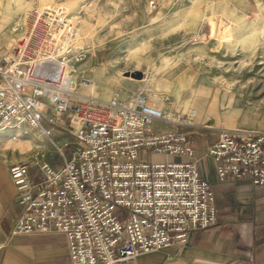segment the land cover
<instances>
[{
	"label": "built area",
	"instance_id": "obj_1",
	"mask_svg": "<svg viewBox=\"0 0 264 264\" xmlns=\"http://www.w3.org/2000/svg\"><path fill=\"white\" fill-rule=\"evenodd\" d=\"M76 23L62 4L32 5L0 52V132L25 125L52 141L53 115L67 112L71 135L56 146L59 165L36 163V181L29 163H9L21 206L12 232L63 233L69 264H135L215 225L214 192L199 171L193 111L183 116L144 91L103 100L77 90L86 53ZM205 153L218 183L264 186V128L220 127Z\"/></svg>",
	"mask_w": 264,
	"mask_h": 264
},
{
	"label": "rangeland",
	"instance_id": "obj_2",
	"mask_svg": "<svg viewBox=\"0 0 264 264\" xmlns=\"http://www.w3.org/2000/svg\"><path fill=\"white\" fill-rule=\"evenodd\" d=\"M35 4H62L75 17L86 53L80 93H155L183 116L194 112L193 137L197 108L220 127L264 128V0H0L2 47Z\"/></svg>",
	"mask_w": 264,
	"mask_h": 264
},
{
	"label": "crops",
	"instance_id": "obj_3",
	"mask_svg": "<svg viewBox=\"0 0 264 264\" xmlns=\"http://www.w3.org/2000/svg\"><path fill=\"white\" fill-rule=\"evenodd\" d=\"M0 39L6 41L4 34L0 35ZM2 49L0 45V52ZM197 109L194 118L195 126L199 127V131L194 134L196 155L199 158V171L214 192L218 209L217 223L206 229L192 231L183 245H171L140 254L134 262L264 264V186H253L249 181H216L215 162L205 152L207 145L216 139L219 122L202 116L199 108ZM68 122L67 112L53 115L54 134L65 135L64 140L70 139L71 135L64 131ZM42 124L50 126L45 119ZM222 127L256 129L238 125ZM44 138L35 130L25 128V125L10 124L0 132V143H9L7 147H0V264H69L67 241L63 233L12 232V225L21 206L15 199L16 189L9 177L8 165L19 159L26 161L30 164L29 177L32 181L39 178L36 163L46 161L55 166L59 165L62 162L56 149L59 141L53 142V139L50 141ZM12 141L15 143H11Z\"/></svg>",
	"mask_w": 264,
	"mask_h": 264
},
{
	"label": "water",
	"instance_id": "obj_4",
	"mask_svg": "<svg viewBox=\"0 0 264 264\" xmlns=\"http://www.w3.org/2000/svg\"><path fill=\"white\" fill-rule=\"evenodd\" d=\"M136 77H137V78L141 77V74L137 72V73H136Z\"/></svg>",
	"mask_w": 264,
	"mask_h": 264
},
{
	"label": "bare ground",
	"instance_id": "obj_5",
	"mask_svg": "<svg viewBox=\"0 0 264 264\" xmlns=\"http://www.w3.org/2000/svg\"><path fill=\"white\" fill-rule=\"evenodd\" d=\"M13 36H15V37H13V40H14V42H15V41H16V35H13ZM14 42H13V43H14Z\"/></svg>",
	"mask_w": 264,
	"mask_h": 264
}]
</instances>
